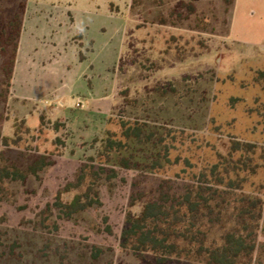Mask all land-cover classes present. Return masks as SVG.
<instances>
[{
	"label": "rangeland",
	"instance_id": "rangeland-1",
	"mask_svg": "<svg viewBox=\"0 0 264 264\" xmlns=\"http://www.w3.org/2000/svg\"><path fill=\"white\" fill-rule=\"evenodd\" d=\"M182 1L192 3L27 0L21 68L0 130L13 136L25 120L31 131L22 129L18 147L0 142V154L21 168L42 155L52 165L26 182L0 184V264H158L154 255L140 260L121 248L127 213L142 209V202L129 207L131 197L153 195L164 179L197 180L215 165L232 179L239 174L242 192L264 199V80L256 81L264 71V0L230 7L201 0L191 16L177 8ZM80 34L84 46L74 40ZM78 51L87 58L79 61ZM97 80L109 96L105 106L94 114L75 108L95 94ZM138 127L140 138H125ZM107 139L122 143L109 159ZM238 142L256 148L231 154ZM86 165L105 170L95 184L100 204L64 218L56 196ZM259 255L264 264V232Z\"/></svg>",
	"mask_w": 264,
	"mask_h": 264
},
{
	"label": "trees",
	"instance_id": "trees-1",
	"mask_svg": "<svg viewBox=\"0 0 264 264\" xmlns=\"http://www.w3.org/2000/svg\"><path fill=\"white\" fill-rule=\"evenodd\" d=\"M191 1L192 3L182 1L177 8L186 10L189 16L194 15L196 8L193 3L201 0ZM223 1L229 7L235 2ZM26 9L27 0H0V48L5 53L4 60H0V112L11 99ZM177 12L178 10L175 13L181 20L182 16ZM259 80H264V71L257 74L256 81ZM22 129L28 133L31 131L25 120L14 124L13 136L3 135L0 130L2 147H18L22 140ZM124 136L127 139L140 138L142 129L138 127L132 131L127 130ZM105 143L108 159L110 151L122 146L121 142L110 139ZM255 148L253 144L238 142L232 145L231 154H251ZM121 162L122 167L130 168L128 161ZM156 164L158 163H154L152 167ZM51 165L48 158L42 155L21 168L10 163L1 153L0 184L6 180L26 182L30 176H38ZM218 169L219 166L215 165L210 170L211 174L202 173L193 181L164 179L153 195H133L129 207L142 202V209L139 215L127 213L121 235V248L132 252L140 260H144L149 254L154 255L158 264H168L171 260H185L193 264L260 263L258 248L260 233L264 232V199L259 195L242 192L245 181L239 174L232 179L228 176V170L225 169L223 174ZM234 169L239 167L236 165ZM104 172L102 168L84 166L76 181L69 183L56 196L54 207L60 215L73 219L99 205L95 184ZM112 173L113 177L117 176L116 171L113 170ZM71 193H74L73 199L65 201L63 196ZM2 246L0 232V259L3 255Z\"/></svg>",
	"mask_w": 264,
	"mask_h": 264
},
{
	"label": "crops",
	"instance_id": "crops-1",
	"mask_svg": "<svg viewBox=\"0 0 264 264\" xmlns=\"http://www.w3.org/2000/svg\"><path fill=\"white\" fill-rule=\"evenodd\" d=\"M22 37V35H21ZM78 38L79 39V42L77 43L78 45L80 44L81 46H84L87 42L88 39H86L84 36H82L81 34L78 35V36H75L74 37V40ZM90 45H92V42H90ZM79 56H78V60L79 61H83L87 58L86 55H84L82 52H79L78 51ZM18 56H20V42H19V51H18ZM18 56H17V61H16V65H15V73L14 74H17L19 71H20V62L18 60ZM90 67H92V64L90 65ZM79 76L80 74L79 73H74L71 75L72 79H79ZM82 76L85 77L87 80L90 81V78L89 76H86V75H83L82 73ZM109 86V85H108ZM13 87H14V84H13ZM92 91L95 92V94H92L88 100V102H85L83 101V99L79 98L76 103L74 104L75 108L76 107H79V108H82L80 109L81 111L84 110V112H90L92 111V114L93 113V109H97L98 107L101 109L105 106V102H107L106 100H109V96H104L105 92H104V82L102 81H96L94 84H92ZM61 107L64 106V103L63 102H60L59 103ZM80 105V106H78ZM97 113V111H95ZM91 113V112H90ZM95 113V114H96ZM98 114V113H97ZM58 116H61L62 118H69L70 115L72 114H68L66 116L64 115H60V114H57ZM99 115H102L99 113ZM73 123H75V121H73ZM98 124V122L96 121L95 125Z\"/></svg>",
	"mask_w": 264,
	"mask_h": 264
},
{
	"label": "built area",
	"instance_id": "built-area-1",
	"mask_svg": "<svg viewBox=\"0 0 264 264\" xmlns=\"http://www.w3.org/2000/svg\"><path fill=\"white\" fill-rule=\"evenodd\" d=\"M78 106H80V105H78Z\"/></svg>",
	"mask_w": 264,
	"mask_h": 264
}]
</instances>
